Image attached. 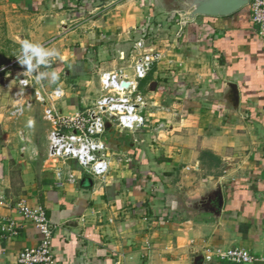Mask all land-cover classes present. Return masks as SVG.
Instances as JSON below:
<instances>
[{"label": "crops", "instance_id": "0c3cea01", "mask_svg": "<svg viewBox=\"0 0 264 264\" xmlns=\"http://www.w3.org/2000/svg\"><path fill=\"white\" fill-rule=\"evenodd\" d=\"M7 1L25 20V39L64 57L43 69L57 71L59 81L40 82L47 92L63 90L54 103L58 113L95 106L102 73L123 70L108 68L117 61H107L104 52L131 64L125 54L132 53L138 28L145 50L157 51L145 38L157 15L149 0ZM173 28L181 35L168 54L160 53L149 81L157 82L156 90L144 92L138 82L145 127L106 126L111 164L104 178L74 160L48 158L45 105L30 100L22 116H8L16 100L0 86V264H18L20 252L41 240L16 208L21 198L47 210L59 264L79 255L99 264H236L204 259L208 251L230 248H245L256 258L250 264H264V30L250 6ZM124 72L133 78V70ZM229 82L239 89L237 110L228 101ZM174 95L177 106H164ZM218 182L224 207L215 217L199 211L195 200ZM9 218L19 224L18 235L1 229Z\"/></svg>", "mask_w": 264, "mask_h": 264}, {"label": "built area", "instance_id": "2783aa9c", "mask_svg": "<svg viewBox=\"0 0 264 264\" xmlns=\"http://www.w3.org/2000/svg\"><path fill=\"white\" fill-rule=\"evenodd\" d=\"M252 20L260 29L264 30V0H251ZM133 78L123 70L103 72L101 85L103 93L94 107L88 110H77L72 114L58 113L54 103L63 97V90L56 88L47 92L44 88L35 89V97L45 105L44 118L51 124L48 136V158L69 161L74 160L88 174L104 178L110 171V156L104 140L106 126L113 125L119 131L137 132L143 129L147 119L143 113L145 102L136 95L138 82L144 80L151 67L161 60L157 51L145 50L144 38L136 42L131 53ZM54 66V60L50 68ZM43 69V68H42ZM14 72V80L19 84L23 79L20 73L23 68L17 59L2 66L0 74L7 71ZM36 83L35 76L29 80L22 95H17L19 86L14 94L16 105L11 111L14 117L23 115L25 108L31 106L26 94ZM129 83L123 87L122 83ZM57 91L59 94H56ZM60 181L63 180L62 171L58 172ZM70 182L74 175H68ZM62 185V184H61ZM3 204H7L3 200ZM25 223L32 225L41 234V240L35 247L24 248L18 257V264H59L57 256L52 250L53 232L55 225L48 216L47 210L40 204L31 205L27 199L21 198L16 205ZM1 229L10 235H18L20 226L12 218L3 221ZM206 261L215 259L236 264H250L256 260L255 256L245 248H230L225 251H208L204 255Z\"/></svg>", "mask_w": 264, "mask_h": 264}, {"label": "rangeland", "instance_id": "374dc122", "mask_svg": "<svg viewBox=\"0 0 264 264\" xmlns=\"http://www.w3.org/2000/svg\"><path fill=\"white\" fill-rule=\"evenodd\" d=\"M151 6H154L157 15L154 17L155 25L154 30H149V33L146 34V41L155 46V49L159 53H163L165 51L166 54L169 53V49L177 43V38L181 35V31L174 30V26L179 23L183 22L182 17L175 12L167 13L165 10L166 3L169 0H149ZM185 22V21H184ZM25 20L21 18L19 12L12 8L10 3L7 0H0V68L13 60L17 59L15 56L19 54L20 45L23 43L25 39V30L24 27ZM143 30H135L134 33V41L138 42L142 37ZM28 38V36H26ZM146 42V43H147ZM130 50L125 54L127 59H129ZM106 57H109L107 61L115 63L112 65L111 70H119L123 69L127 71V73L132 72V63L130 62L127 64L125 62H121L118 60L119 53L115 51H105ZM165 60V59H164ZM129 61V60H128ZM164 62V61H163ZM96 72H94L98 76V68L96 67ZM157 64L155 63L151 67V71L148 74V77L145 80L139 81V87L142 91L146 92L148 87L150 86L149 81L154 78L153 73L157 70ZM43 71V69H41ZM163 70V69H162ZM14 72L7 71L0 74V86L4 87L6 93H14L17 91V81L14 80V76L12 75ZM15 83V84H14ZM11 84V87L8 85ZM17 86V87H16ZM41 88V83L33 82V88L27 92L26 98L27 100H32L34 107L43 108V103L39 102L35 97V89ZM15 97H13V101ZM179 101L176 96H172L170 99L165 101L163 104L164 106L169 107H176V103ZM7 107V106H6ZM33 107V105H32ZM13 110V105L8 106L7 115H11V111ZM10 113V114H9ZM43 139L41 134L39 136V141L41 142ZM40 149H42L40 147ZM39 157H43L41 151H39ZM207 161V157H205Z\"/></svg>", "mask_w": 264, "mask_h": 264}, {"label": "water", "instance_id": "95a60500", "mask_svg": "<svg viewBox=\"0 0 264 264\" xmlns=\"http://www.w3.org/2000/svg\"><path fill=\"white\" fill-rule=\"evenodd\" d=\"M251 0H169L166 3L167 13H178L185 22H192L197 17H228L250 5ZM123 87H129V83L123 82ZM229 103L235 110L239 107V89L237 84L229 82ZM157 82L150 85V89L155 91ZM200 197V196H199ZM198 209L212 216H221L224 207V194L221 184L207 185L202 196L196 198ZM194 201V203H195ZM196 202V203H197ZM195 203V204H196ZM68 264H99L87 259L84 255L70 258Z\"/></svg>", "mask_w": 264, "mask_h": 264}, {"label": "clouds", "instance_id": "9594fccd", "mask_svg": "<svg viewBox=\"0 0 264 264\" xmlns=\"http://www.w3.org/2000/svg\"><path fill=\"white\" fill-rule=\"evenodd\" d=\"M18 64L23 68L20 73L23 79H19L20 91L17 95H22L26 86L30 85L29 80L35 76L36 83L47 81L49 84H56L60 79V74L55 70L49 69L53 60L63 62V55L55 48H46L45 46L34 43L29 39H24L20 45L19 54L15 56ZM56 94H59L57 91ZM31 124V122H29Z\"/></svg>", "mask_w": 264, "mask_h": 264}, {"label": "trees", "instance_id": "16d2710c", "mask_svg": "<svg viewBox=\"0 0 264 264\" xmlns=\"http://www.w3.org/2000/svg\"><path fill=\"white\" fill-rule=\"evenodd\" d=\"M150 25H149V27L146 29V31L147 32H149V30H150V28H153L154 27V25H155V20L154 19H151L150 20ZM148 77V76H147ZM146 79V78H145ZM159 81L161 82V83H163V81H164V78H159ZM159 91H162L161 89L159 90ZM164 92V91H163Z\"/></svg>", "mask_w": 264, "mask_h": 264}]
</instances>
